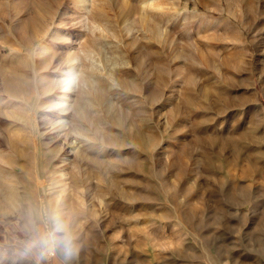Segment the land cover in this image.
Masks as SVG:
<instances>
[{"label":"rangeland","instance_id":"1","mask_svg":"<svg viewBox=\"0 0 264 264\" xmlns=\"http://www.w3.org/2000/svg\"><path fill=\"white\" fill-rule=\"evenodd\" d=\"M90 1L0 0V264H264V0Z\"/></svg>","mask_w":264,"mask_h":264},{"label":"clouds","instance_id":"2","mask_svg":"<svg viewBox=\"0 0 264 264\" xmlns=\"http://www.w3.org/2000/svg\"><path fill=\"white\" fill-rule=\"evenodd\" d=\"M75 239L70 228L56 220L52 230L34 228L30 239L26 242L25 251L37 254V264L46 255L55 253L57 250L63 254L65 260H69L78 250Z\"/></svg>","mask_w":264,"mask_h":264},{"label":"bare ground","instance_id":"3","mask_svg":"<svg viewBox=\"0 0 264 264\" xmlns=\"http://www.w3.org/2000/svg\"><path fill=\"white\" fill-rule=\"evenodd\" d=\"M90 0H83V4L88 8V6H89V4H90ZM76 3V2H75ZM45 7V6H44ZM75 73H76V71H72L71 72V78H70V80L69 81H67V83H66V87L69 89L70 87H71V84H72V82H73V79H74V77H75Z\"/></svg>","mask_w":264,"mask_h":264}]
</instances>
